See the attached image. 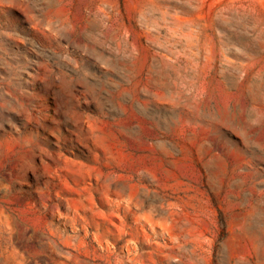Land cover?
I'll list each match as a JSON object with an SVG mask.
<instances>
[{
    "label": "rangeland",
    "instance_id": "rangeland-1",
    "mask_svg": "<svg viewBox=\"0 0 264 264\" xmlns=\"http://www.w3.org/2000/svg\"><path fill=\"white\" fill-rule=\"evenodd\" d=\"M0 264H264V0H0Z\"/></svg>",
    "mask_w": 264,
    "mask_h": 264
}]
</instances>
